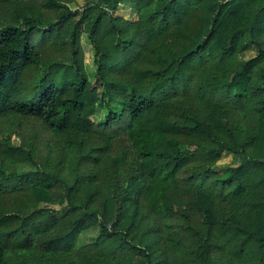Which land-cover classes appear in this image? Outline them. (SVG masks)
<instances>
[{
  "label": "trees",
  "instance_id": "trees-1",
  "mask_svg": "<svg viewBox=\"0 0 264 264\" xmlns=\"http://www.w3.org/2000/svg\"><path fill=\"white\" fill-rule=\"evenodd\" d=\"M0 264H264V0H0Z\"/></svg>",
  "mask_w": 264,
  "mask_h": 264
},
{
  "label": "rangeland",
  "instance_id": "rangeland-1",
  "mask_svg": "<svg viewBox=\"0 0 264 264\" xmlns=\"http://www.w3.org/2000/svg\"><path fill=\"white\" fill-rule=\"evenodd\" d=\"M68 4L76 8L79 3L83 0H66ZM118 15L124 16L128 19H134L136 17L135 14L131 13V9L127 8L126 6H119L116 12ZM82 47H83V54H84V62L85 66L87 68V71L89 72L90 78L94 80L96 78V63H95V49L90 41L87 39V35L84 34L82 36ZM105 109L104 107H101L98 112V117H102L104 115ZM230 156L225 157V159L222 161L221 165H227L231 161ZM66 212V209H61L59 211V215H62ZM97 233L96 229H91L88 231L83 232L81 242L85 243L92 239L93 235Z\"/></svg>",
  "mask_w": 264,
  "mask_h": 264
}]
</instances>
